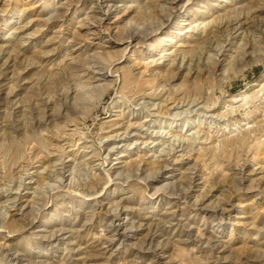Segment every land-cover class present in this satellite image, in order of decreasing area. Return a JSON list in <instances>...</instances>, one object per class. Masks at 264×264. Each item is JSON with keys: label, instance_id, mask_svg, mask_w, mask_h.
Returning a JSON list of instances; mask_svg holds the SVG:
<instances>
[{"label": "rangeland", "instance_id": "obj_1", "mask_svg": "<svg viewBox=\"0 0 264 264\" xmlns=\"http://www.w3.org/2000/svg\"><path fill=\"white\" fill-rule=\"evenodd\" d=\"M0 264H264V0H0Z\"/></svg>", "mask_w": 264, "mask_h": 264}, {"label": "bare ground", "instance_id": "obj_2", "mask_svg": "<svg viewBox=\"0 0 264 264\" xmlns=\"http://www.w3.org/2000/svg\"><path fill=\"white\" fill-rule=\"evenodd\" d=\"M131 38V37H130ZM131 41V40H130ZM232 66V65H231ZM128 78V77H127ZM129 80H131L130 78L129 79H127V81H126V83H131L132 81H129ZM129 125V124H128ZM131 125H133V124H131ZM131 125H130V127H131ZM128 130V129H127Z\"/></svg>", "mask_w": 264, "mask_h": 264}]
</instances>
